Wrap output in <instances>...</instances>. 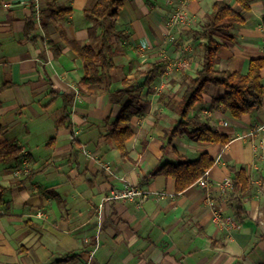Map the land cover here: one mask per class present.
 Returning a JSON list of instances; mask_svg holds the SVG:
<instances>
[{
  "label": "crops",
  "instance_id": "0c3cea01",
  "mask_svg": "<svg viewBox=\"0 0 264 264\" xmlns=\"http://www.w3.org/2000/svg\"><path fill=\"white\" fill-rule=\"evenodd\" d=\"M22 1L0 0V144L9 141L22 151L19 163L0 165V186L6 189L0 264H55L64 258L70 259L62 264H264V102L261 110L235 119L217 102L226 90L209 86L191 115L229 136V144L183 135L167 146L180 120L185 85L202 68L204 40L194 32L207 23L216 2L241 13L245 24L232 29L235 40L219 51L216 69L246 74L252 60L264 59V0H245L249 10L238 0H125L112 22L121 35L114 41L113 92L96 97L80 92L86 72L69 43L99 48L100 31L92 36L84 18L98 0H56L72 12L46 28L42 18L35 22L29 0ZM180 8L185 18L173 27L171 17ZM44 11L42 2V17ZM31 17L34 31L27 37ZM161 63H168L166 73L141 91L131 121L134 136L122 157L108 135L128 92L144 82L127 86L124 80ZM261 76L264 86V69ZM64 96L72 98L69 121L57 127ZM202 154L214 160L209 187L201 188L198 180L177 193L175 179L160 172L163 166ZM231 167L244 168L250 179L242 198L233 187H218L233 182ZM126 185L167 196L105 201L112 189ZM217 213L237 227L217 223Z\"/></svg>",
  "mask_w": 264,
  "mask_h": 264
},
{
  "label": "trees",
  "instance_id": "16d2710c",
  "mask_svg": "<svg viewBox=\"0 0 264 264\" xmlns=\"http://www.w3.org/2000/svg\"><path fill=\"white\" fill-rule=\"evenodd\" d=\"M45 6L42 17L43 28L54 24L72 12L71 8H62L57 5L56 0H41ZM125 0H98L94 7L84 11V18L92 24L91 35L96 36L100 31L99 48L93 46H81L78 43L70 42L71 49L82 61L85 68V77L79 83L80 92L86 97H96L112 93V72L117 69L114 62V41L121 37L113 26L118 19ZM238 3L245 10H249V3L245 0H238ZM208 21L200 31L194 32V37L203 39L200 46L203 52L202 68L197 71L196 77L189 80L185 85L186 90L179 104L180 120L169 135L167 146L177 136L187 135L191 139L227 145L231 138L211 129L208 120H202L198 116H192L191 112L197 103L203 101L204 94L209 86L224 88L226 94L217 100L223 111L229 113L235 119L255 111L261 110L264 102V86L262 84L261 72L264 69V59L252 60L248 72L241 74L227 70L216 69L219 51L232 44L235 37L232 29L245 24L243 15L224 2H216L208 15ZM264 22V17H263ZM34 31V23L31 19L26 25V36ZM61 35L64 34L61 32ZM168 63L154 64L147 71L137 73L134 80H124L125 85L132 86L138 79H144L143 84L137 89L128 92L129 100L123 105L120 116L114 122L108 140L113 147L126 157L128 152L126 143L134 136L131 121L137 113L135 106L139 102L141 91L150 87L154 82L161 79L167 70ZM64 107L61 118L56 122L57 127L66 125L69 121L68 112L72 98L64 96ZM4 130L0 128V135ZM22 159L21 148L12 142L4 141L0 144V165L17 164ZM214 160L207 154H202L196 161L181 160L176 164H167L160 171L163 175L171 177L176 181V192L182 193L190 186L201 179L204 174L213 167ZM233 174V192L238 193L240 198L244 197L250 189V179L244 168L237 170L230 168ZM6 189L0 186V204L3 203V195ZM241 200V199H239ZM235 208L236 215L243 212L241 202ZM70 258H64L58 263L62 264ZM72 259V258H71Z\"/></svg>",
  "mask_w": 264,
  "mask_h": 264
},
{
  "label": "built area",
  "instance_id": "2783aa9c",
  "mask_svg": "<svg viewBox=\"0 0 264 264\" xmlns=\"http://www.w3.org/2000/svg\"><path fill=\"white\" fill-rule=\"evenodd\" d=\"M21 3L25 4V0H23ZM167 3L171 5L172 1L167 0ZM11 4H12L11 2H7L4 4V6L6 8H10ZM27 4L30 5L34 9V12H35L34 20L37 24H39L42 18V1L41 0H29ZM183 6L184 5H182V7ZM182 11H183L182 8H180L177 13L172 15L171 26L174 27L184 20L185 15L183 14ZM260 150L263 153V157H264V138L261 140ZM208 176H209V173L207 171L204 174V176L198 181L199 186L203 189H206L209 187L210 182H209ZM218 187L221 191H226L227 189H231L233 187V182L227 179L223 183H219ZM151 196H155L157 197V199H163L167 196V194L163 192L151 193V192L143 191L139 189L138 187H131L129 185H126L123 189H120V190L112 189L111 192L105 197V201L128 202V201L138 200L140 203H143L144 201L149 199ZM215 221L221 225H226L231 228H236L238 225L233 219L229 217H223L222 215L218 213L215 214Z\"/></svg>",
  "mask_w": 264,
  "mask_h": 264
}]
</instances>
